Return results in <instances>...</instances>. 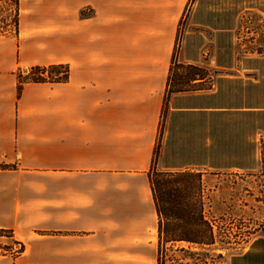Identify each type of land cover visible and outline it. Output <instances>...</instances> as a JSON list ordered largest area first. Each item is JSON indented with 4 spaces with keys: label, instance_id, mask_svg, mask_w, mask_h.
Wrapping results in <instances>:
<instances>
[{
    "label": "crops",
    "instance_id": "crops-1",
    "mask_svg": "<svg viewBox=\"0 0 264 264\" xmlns=\"http://www.w3.org/2000/svg\"><path fill=\"white\" fill-rule=\"evenodd\" d=\"M17 5L20 27L28 20L31 29L49 23L37 14H74L83 5L92 13L84 31L88 42L80 50L87 56L76 59L87 70L70 71L62 83L80 89L75 102H49L43 82L22 83L17 94L20 39L0 38V228L22 244L21 250L0 249V264H155L157 216L147 171L167 73L161 81L159 71H139L138 64L170 63L183 15L175 61L210 69L199 81L204 88L193 94L218 92L219 78L256 81V70L245 64L253 56L241 60L234 54L238 15L229 29L231 66L222 67L217 63L227 61L226 46L216 29L204 24L208 11L218 8L198 9L197 0L189 11L188 0H18ZM188 24L194 28L188 30ZM130 30L135 39L128 42ZM162 31H170L167 40ZM188 39L199 45L190 48ZM236 60L239 69L229 72ZM22 63L52 62L24 58ZM97 63H105L104 70ZM187 96L188 91L171 93L168 110L188 109ZM199 101L201 110L220 109L213 99ZM241 253H247L248 264H264V237Z\"/></svg>",
    "mask_w": 264,
    "mask_h": 264
},
{
    "label": "trees",
    "instance_id": "trees-1",
    "mask_svg": "<svg viewBox=\"0 0 264 264\" xmlns=\"http://www.w3.org/2000/svg\"><path fill=\"white\" fill-rule=\"evenodd\" d=\"M14 6L11 24L17 32L18 0H4ZM207 0H197V7L206 5ZM190 0H188V7ZM218 12L208 11L204 24L216 29L220 42L224 43L227 61L217 63L230 67L231 35L229 29L234 24L236 13L218 6ZM189 11V8H188ZM220 15L221 20L218 16ZM215 17V18H214ZM183 15L178 25L183 22ZM214 19V20H213ZM4 22L0 26L5 30ZM1 33V32H0ZM1 33V34H2ZM189 37V35H188ZM191 37V36H190ZM178 46V36L175 39ZM190 48L199 45L198 39L191 40ZM177 46H174L170 65L184 68L178 73L168 69L166 86L162 96V105L167 104L166 111L161 106L157 126V136L153 145L147 178L150 185L154 209L156 212V256L155 264H248L247 253L213 252L216 237L212 232V223L204 216L203 179L198 167L251 168L256 149V134H264V56L247 58L256 81L238 78H219L218 92L214 94H193L203 89L201 79L209 69L194 63L175 61ZM262 50L254 53L262 54ZM64 64H51L48 70L32 65L28 76L32 82H61L66 79L68 70ZM47 71L49 74L43 75ZM61 73V75H60ZM17 80V94L22 81ZM177 85L173 86L172 84ZM172 85V87H171ZM188 91V109L168 110L171 93ZM214 100L218 110H201V100ZM214 104V103H213ZM214 106V107H216ZM157 166V167H156ZM0 167L4 165L0 164ZM11 231L0 228V233ZM264 232V231H263ZM181 243L176 245V243ZM22 244H19V250Z\"/></svg>",
    "mask_w": 264,
    "mask_h": 264
},
{
    "label": "rangeland",
    "instance_id": "rangeland-1",
    "mask_svg": "<svg viewBox=\"0 0 264 264\" xmlns=\"http://www.w3.org/2000/svg\"><path fill=\"white\" fill-rule=\"evenodd\" d=\"M194 0H190L189 9ZM206 6L217 8L223 6L238 15V27L235 31L238 35V43H236V50L234 54L237 58H244V55H256L254 51L264 49V0H207ZM14 13V6L0 0V26L5 20L10 18ZM92 13V9L88 5H83L78 12L72 14H53L49 15L37 14V18L48 19L49 23L43 28L31 29L28 28V20L24 25L19 23L21 10H18L17 5V32H14L13 26L10 25L0 28V38L4 36H12L20 39L21 44V65L14 71L16 80L22 83L32 82L26 78L28 76L29 68L32 65H38L45 70H48L51 64H64L67 66L68 74L66 79L61 82H52L46 79L43 84L47 88V96L49 102H62L79 100L80 90L78 87L74 89L72 86L63 87L62 83L69 80L70 71L87 70L83 65L76 64L77 60L84 59L87 54L82 53L86 37L84 31L87 33L88 17ZM47 15V16H46ZM184 22V21H183ZM183 22L176 28L178 42L183 31ZM19 28V30H18ZM194 26L188 24V30L193 29ZM126 33L125 41L131 42L135 39L133 34L135 32L128 31ZM162 41L167 40L170 31H162ZM196 33H191L194 37ZM15 35V36H14ZM176 39V36H175ZM174 39V41H175ZM85 40V41H84ZM196 40V39H195ZM176 43V41L174 42ZM179 44V43H178ZM208 41L205 40V47ZM240 45V46H239ZM16 54H17V49ZM81 50V51H80ZM177 53V52H176ZM211 50L209 47L210 54ZM264 53V52H263ZM18 55V54H17ZM89 56V54H88ZM44 59L52 63H35L23 65L22 61ZM57 60H64L66 62H56ZM103 62V61H102ZM70 64V67H69ZM81 64V63H80ZM83 64V63H82ZM105 63H97L104 70ZM250 65V63H245ZM77 65V67H76ZM128 69H131L135 64H127ZM143 65V66H142ZM234 68L229 72H237L238 61H235ZM264 65V64H263ZM90 67L94 70L95 67ZM96 66V65H95ZM139 71H159L161 73V81L168 73V69L173 68L178 73H183L184 68L177 65H170L167 61L159 64L139 63ZM63 68L57 70L64 72ZM127 69V68H126ZM210 70V69H209ZM239 72V71H238ZM252 73V72H250ZM49 74L47 71L43 75ZM61 75V73H60ZM92 83L100 85L103 84L104 79H89ZM78 82H85V79L78 78ZM172 84V83H171ZM174 87L177 85L172 84ZM171 85V87H172ZM103 88V85H102ZM30 97V96H29ZM34 98L35 95H32ZM151 99V98H150ZM35 101V100H33ZM101 101V99L97 100ZM163 109L166 111L167 104L163 103ZM256 149L254 162L251 168H210L198 167L202 172L204 195L202 198L204 205V216L212 223V232L216 237V242L212 246L213 252L221 253H241L249 245V243L259 237H264V134L260 131L256 134ZM157 167V166H156ZM157 245V237H155ZM181 243L177 242L176 245ZM19 249L16 242H12L8 233H0V249Z\"/></svg>",
    "mask_w": 264,
    "mask_h": 264
},
{
    "label": "built area",
    "instance_id": "built-area-1",
    "mask_svg": "<svg viewBox=\"0 0 264 264\" xmlns=\"http://www.w3.org/2000/svg\"><path fill=\"white\" fill-rule=\"evenodd\" d=\"M10 23H11V19L10 18H8L7 20H5V26H8V25H10ZM1 28V27H0Z\"/></svg>",
    "mask_w": 264,
    "mask_h": 264
}]
</instances>
